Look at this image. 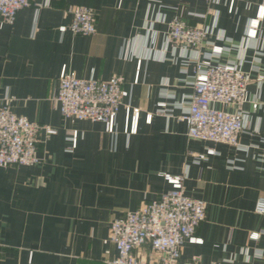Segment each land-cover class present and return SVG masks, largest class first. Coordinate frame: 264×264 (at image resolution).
<instances>
[{
  "label": "crops",
  "instance_id": "1",
  "mask_svg": "<svg viewBox=\"0 0 264 264\" xmlns=\"http://www.w3.org/2000/svg\"><path fill=\"white\" fill-rule=\"evenodd\" d=\"M227 1L29 0L12 26L0 21V104L55 130L37 145L39 164L0 167V264H104L115 257L110 221L165 192L163 174H184L183 194L205 203L195 230L201 243L184 244L182 259L264 264V234L248 239L249 233L264 231V215L253 213L256 199L264 197V111L250 112L248 103L242 105L249 112L250 133L239 134L238 143L248 147L246 152L188 139L184 123L154 113L158 101L176 102L191 91L186 84L191 65L181 64L177 47L163 44L165 23L180 19L205 26L216 13V27L238 42L260 0H232L230 13ZM75 5L93 12L92 35L58 31L70 20L67 7ZM259 31L264 40V18ZM192 51L188 48L185 57ZM236 56L248 72L252 51L229 55ZM62 66L80 79L122 78L115 134L99 122L60 117L52 98ZM259 69L262 81L256 83L249 73L246 92L262 103L264 56ZM126 108L128 116L137 111L131 135L123 132ZM71 131H76L74 147ZM206 149L217 154L205 157ZM227 160L236 168H228Z\"/></svg>",
  "mask_w": 264,
  "mask_h": 264
},
{
  "label": "built area",
  "instance_id": "2",
  "mask_svg": "<svg viewBox=\"0 0 264 264\" xmlns=\"http://www.w3.org/2000/svg\"><path fill=\"white\" fill-rule=\"evenodd\" d=\"M204 1L217 3L218 0ZM29 5V0H0V21L12 26L16 13ZM34 6L38 7L37 4ZM231 10L232 0H228L227 12ZM66 12L70 20L67 26L58 27L60 33L68 30L74 36L84 37L94 33V14L89 8L69 6ZM263 18L264 0H260L238 42L225 38L216 27V13H213L211 23L205 26H190L180 19L167 21L163 44L173 49L177 47L184 57L181 64L191 65L190 81L186 82L191 91L176 102L158 101L154 113L184 123L188 139L226 144L246 152L248 147L238 143L239 134L250 133L249 112L242 110V105L248 103L250 112L264 111V102L248 99L246 92L249 73L255 74L256 83L263 79L259 69L260 58L264 56V40L259 31V22ZM188 48L193 51L185 57ZM247 49L252 51L253 57L248 72H244L240 68L244 60L238 56L230 58L229 55ZM221 58L224 61H218ZM139 64L140 61H137L135 81ZM180 73L186 74V69H181ZM121 83L122 78L117 75L106 81H99L92 75L80 79L62 66L52 99L62 119L99 122L106 126L108 133L115 134L114 120L121 103ZM164 98L172 99L168 96ZM173 110H178V114L173 116ZM145 121H150L149 114L145 116ZM136 125L137 111L128 116L126 108L123 132L134 134ZM54 134V129L15 115L7 103L0 104V167L39 164L37 145ZM69 134L71 147H74L76 131ZM215 154L212 149L204 152L205 157ZM226 164L230 169L236 168L233 160H227ZM161 176L168 185L165 192L157 199L140 202L133 210L110 221L108 240L113 244L115 257L104 264H219L202 262L195 256L187 260L181 258L184 244L201 243V239L195 236V230L204 219L205 203L183 194L184 174ZM253 213L264 215V197L256 199ZM260 233L264 234V231L249 233L248 239L254 241ZM242 253L245 254V250Z\"/></svg>",
  "mask_w": 264,
  "mask_h": 264
}]
</instances>
